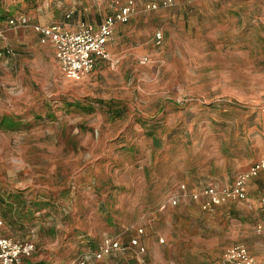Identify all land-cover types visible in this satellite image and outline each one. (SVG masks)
Masks as SVG:
<instances>
[{
  "label": "rangeland",
  "instance_id": "374dc122",
  "mask_svg": "<svg viewBox=\"0 0 264 264\" xmlns=\"http://www.w3.org/2000/svg\"><path fill=\"white\" fill-rule=\"evenodd\" d=\"M62 1L0 0V236L35 245L19 264H76L103 239L126 245L127 234L140 229L133 238L143 253L132 247L98 264H222L234 244L264 247L255 207L247 237L223 229V217L209 228L191 223L170 240L163 234L161 208L187 175L181 172L194 174L201 152L211 151V142L200 148L194 123V61L177 55L189 50L179 44V25L200 0L160 7L168 10L163 25L171 36L155 24L161 44L130 40L79 81L65 76L53 45L41 44L32 27L42 8ZM133 1L137 12L160 0ZM20 17L28 26L6 25ZM163 95L179 103H163ZM4 116L19 122L17 129L3 125ZM253 255L264 261V248Z\"/></svg>",
  "mask_w": 264,
  "mask_h": 264
},
{
  "label": "crops",
  "instance_id": "0c3cea01",
  "mask_svg": "<svg viewBox=\"0 0 264 264\" xmlns=\"http://www.w3.org/2000/svg\"><path fill=\"white\" fill-rule=\"evenodd\" d=\"M125 2L127 0H66L56 6L42 8L46 14L36 17L34 24L61 23L69 30H77L81 22H87L98 27L117 4ZM189 9L187 18L184 17L179 25L178 34L179 44L189 50L177 55L184 62L194 61V76L198 78L195 82L198 98L194 123L199 131L198 140L202 142L200 148L205 142H211V151L201 152L194 174L189 175L186 170L181 172L187 175L183 174L181 179H177L179 185L176 194L161 208V211H165L168 224L163 234L170 240L174 236H181L191 223L209 228L213 227L211 222L216 224L218 217H223V229L227 227L234 234L242 233L243 237H247L245 231L253 220L250 207L260 211L258 220L261 216L264 171L248 181L246 199L228 201L213 211L204 210L202 202L194 200L190 194L208 187L228 188L240 173L264 159V0L254 3L242 0V3L236 4L226 3V0H200ZM167 15L168 10L164 8L149 11L139 7L129 22L116 23L107 43L111 56H116L126 42L135 41V38L139 42L141 39L150 43L156 41L153 33L158 27L155 24H160L159 29L163 30L165 38L171 36L163 25ZM37 36L40 41L36 33ZM103 61L106 60H98L96 66ZM186 65L191 66L190 63ZM171 99L163 95L161 100L163 103H179L178 99ZM182 185H185V191ZM167 186L171 187L172 184ZM186 196L191 198L192 203L187 201ZM172 198H177L176 205L171 203ZM206 215L209 217L204 222L202 220ZM139 233L127 234L129 240L126 245ZM91 241L87 246L92 247ZM257 244L258 247L255 246ZM257 244H250L251 249L247 247L252 255L264 248L260 242ZM93 253H82L89 256L90 264H98L103 259L106 262L108 256L123 252H113L101 260H95Z\"/></svg>",
  "mask_w": 264,
  "mask_h": 264
},
{
  "label": "built area",
  "instance_id": "2783aa9c",
  "mask_svg": "<svg viewBox=\"0 0 264 264\" xmlns=\"http://www.w3.org/2000/svg\"><path fill=\"white\" fill-rule=\"evenodd\" d=\"M173 0H160L159 2H149L145 5V10H157L160 7H169ZM136 13V4L133 0H128L124 4H117L112 13L104 21L95 27L87 22H81L77 30H69L61 23L52 25L34 24L33 29L39 35L42 43H51L55 49V56L60 64L65 76L71 80H82L96 66L97 61L111 60L112 56L107 48V43L111 39L116 23H127ZM6 25L11 28L28 26L26 18L9 19ZM6 28L0 26V37H4ZM157 44H161L163 34L157 32L155 35ZM9 52V50H8ZM264 171V159L253 163L248 170L240 173L234 183L224 189L215 187L204 188L191 193L194 200L202 202L204 210L213 211L232 200H244L248 196V181L255 175ZM185 191V185L181 186ZM171 203L176 205L177 198H172ZM261 216L256 224V232L264 234V197L260 202ZM2 222L0 221V224ZM142 233V230H139ZM163 242V239H160ZM130 247H137L139 253L145 251L138 238H132L128 245H123L120 241L106 238L93 253L95 260H101L105 256L116 251H126ZM35 250V245L30 241H23L11 237L0 236V264H19L23 258L30 257ZM89 256L82 254L77 260V264H90ZM222 264H264L263 260L252 255L243 244H236L227 249L224 254Z\"/></svg>",
  "mask_w": 264,
  "mask_h": 264
},
{
  "label": "trees",
  "instance_id": "16d2710c",
  "mask_svg": "<svg viewBox=\"0 0 264 264\" xmlns=\"http://www.w3.org/2000/svg\"><path fill=\"white\" fill-rule=\"evenodd\" d=\"M1 123H3V125H6V127L10 128V129H17V127L20 125L19 122H17L16 120H14V119L12 120V119L5 117V116L2 119Z\"/></svg>",
  "mask_w": 264,
  "mask_h": 264
}]
</instances>
